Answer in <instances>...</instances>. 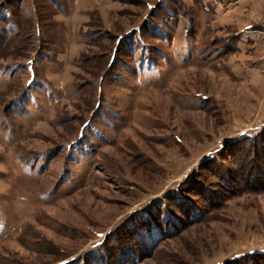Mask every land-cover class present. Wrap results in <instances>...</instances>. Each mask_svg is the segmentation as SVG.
<instances>
[{"label":"rangeland","instance_id":"1","mask_svg":"<svg viewBox=\"0 0 264 264\" xmlns=\"http://www.w3.org/2000/svg\"><path fill=\"white\" fill-rule=\"evenodd\" d=\"M262 130L264 0H0V264H264Z\"/></svg>","mask_w":264,"mask_h":264},{"label":"trees","instance_id":"2","mask_svg":"<svg viewBox=\"0 0 264 264\" xmlns=\"http://www.w3.org/2000/svg\"><path fill=\"white\" fill-rule=\"evenodd\" d=\"M249 143L251 150L253 151V154L257 153L261 146L264 147V130L259 132L257 135H254L253 137H246L240 141H238L236 144L239 146L241 144ZM260 143H263L260 145Z\"/></svg>","mask_w":264,"mask_h":264}]
</instances>
